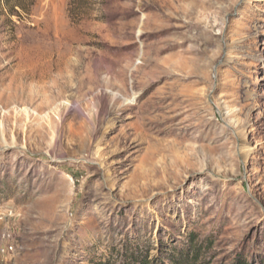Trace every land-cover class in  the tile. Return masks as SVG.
Wrapping results in <instances>:
<instances>
[{
	"label": "rangeland",
	"instance_id": "obj_1",
	"mask_svg": "<svg viewBox=\"0 0 264 264\" xmlns=\"http://www.w3.org/2000/svg\"><path fill=\"white\" fill-rule=\"evenodd\" d=\"M197 248L264 264V0H0V264Z\"/></svg>",
	"mask_w": 264,
	"mask_h": 264
},
{
	"label": "trees",
	"instance_id": "obj_2",
	"mask_svg": "<svg viewBox=\"0 0 264 264\" xmlns=\"http://www.w3.org/2000/svg\"><path fill=\"white\" fill-rule=\"evenodd\" d=\"M199 256L200 248H197L193 249L189 256L180 254L179 258L170 257V263L166 264H197ZM161 262L150 261L147 252L126 249L124 252L112 250L109 254L103 255L102 258L92 261L91 264H157Z\"/></svg>",
	"mask_w": 264,
	"mask_h": 264
}]
</instances>
